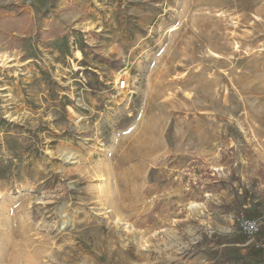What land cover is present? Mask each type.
<instances>
[{"label":"rangeland","instance_id":"obj_1","mask_svg":"<svg viewBox=\"0 0 264 264\" xmlns=\"http://www.w3.org/2000/svg\"><path fill=\"white\" fill-rule=\"evenodd\" d=\"M241 216L264 0H0V264H264Z\"/></svg>","mask_w":264,"mask_h":264},{"label":"built area","instance_id":"obj_2","mask_svg":"<svg viewBox=\"0 0 264 264\" xmlns=\"http://www.w3.org/2000/svg\"><path fill=\"white\" fill-rule=\"evenodd\" d=\"M32 0H27L31 3ZM129 89L128 81L126 78H120L116 83V90L119 92H126ZM239 231L242 235L253 240L259 234V224L252 219L241 216L238 220Z\"/></svg>","mask_w":264,"mask_h":264},{"label":"trees","instance_id":"obj_3","mask_svg":"<svg viewBox=\"0 0 264 264\" xmlns=\"http://www.w3.org/2000/svg\"><path fill=\"white\" fill-rule=\"evenodd\" d=\"M254 242L257 245V249L259 251L264 250V224L259 227V234L254 238ZM231 243H236V241L232 240Z\"/></svg>","mask_w":264,"mask_h":264},{"label":"bare ground","instance_id":"obj_4","mask_svg":"<svg viewBox=\"0 0 264 264\" xmlns=\"http://www.w3.org/2000/svg\"><path fill=\"white\" fill-rule=\"evenodd\" d=\"M150 107H151V108H153V106H152V105H150ZM150 107H149V108H150ZM100 181H103V180H100Z\"/></svg>","mask_w":264,"mask_h":264}]
</instances>
